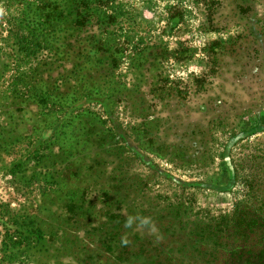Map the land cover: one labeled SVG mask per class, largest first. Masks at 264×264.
Here are the masks:
<instances>
[{"label":"rangeland","instance_id":"obj_1","mask_svg":"<svg viewBox=\"0 0 264 264\" xmlns=\"http://www.w3.org/2000/svg\"><path fill=\"white\" fill-rule=\"evenodd\" d=\"M32 2L0 0V264H150L101 249L107 210L153 264H227L213 225L264 230V130L223 190L264 124V0H108L65 46Z\"/></svg>","mask_w":264,"mask_h":264},{"label":"trees","instance_id":"obj_2","mask_svg":"<svg viewBox=\"0 0 264 264\" xmlns=\"http://www.w3.org/2000/svg\"><path fill=\"white\" fill-rule=\"evenodd\" d=\"M107 3L108 0H33L28 13H22L21 22H26L25 30L23 27L22 29L27 32L33 45L36 44L33 42L40 43V39L43 41L50 39L54 43L62 42L65 46L67 45L65 42L74 36V27L88 23L93 13L97 15L93 18L97 22L106 18L104 14L103 16L97 14V11ZM33 9L34 12L29 15ZM28 25L31 26L30 30ZM93 51L96 53L99 49L96 47ZM104 215V220L100 222L98 228L102 232L99 233L98 241V244L102 245L101 249L110 255L118 250L117 258L133 263V258L142 254L144 250L137 240V235L122 237L125 229L129 227L128 219L111 210H107ZM34 228L40 231L38 223Z\"/></svg>","mask_w":264,"mask_h":264},{"label":"flooded vegetation","instance_id":"obj_3","mask_svg":"<svg viewBox=\"0 0 264 264\" xmlns=\"http://www.w3.org/2000/svg\"><path fill=\"white\" fill-rule=\"evenodd\" d=\"M259 130H264V124L259 123L257 126L251 128L249 130H244L242 132H239L238 134L234 135L230 139V141L228 142V145L225 148V154L227 155L226 157L228 158V160H226V163H227L228 168L230 170L231 178H230L228 185L225 186L223 188V190H227V189L231 188L232 186H234V184H235V169H234V166L231 164L230 158L228 156L229 155V151H228L229 147L237 139L247 138L250 134H255ZM239 135H241V136H239ZM185 185H188V184H185ZM170 212H171L170 215L173 217L172 221H174L175 220L174 218H176V219L178 218V214H179L180 210H179V208L174 207L173 209L170 210ZM249 212L250 211H248L247 208L241 207L239 209L238 214H241V213H242V215L245 213L249 214ZM244 216H245V218L247 217V215H244ZM259 217H260L259 214L257 216L255 214H253L250 216V218L248 220H246L247 223L243 226L244 228L243 227H241V228L240 227L229 228L226 230L228 233H224V234H223V232L218 231L217 225H213V228H212V230H210L209 233L216 236L215 248L217 246L218 247L224 246L223 244H221L222 242L220 240H217V238L220 237V238L225 239V241L223 242V243H225V245L227 247V248H225V251L227 249L228 250H227V258H224V260L227 261V264H264V230L260 229V227H257V224L260 221ZM167 222H171V220H167ZM129 225H130V222H129ZM181 226H185V225H181V222H180V224H179L180 229H181ZM170 227L171 226H169L168 228H170ZM199 228H200V230H203V231L205 230V232L207 230V227H203V226H200V224H197L193 230V232H195L194 237H197V239L194 240L195 242L202 241V239L199 238L198 236L202 237L204 235V232L199 231ZM133 235H136V233L130 234V233H128V231L125 232V237H127V236L132 237ZM207 239H208V237H207ZM137 240L139 243H141V247L144 250L143 253L145 254V259L149 260L150 264L157 262L156 259H159V257L162 256V253L164 254L163 250L156 249V248L153 249V253H148V241H147V243H144V241H142L139 238ZM217 241H220L219 244ZM199 243H201V242H199ZM118 246H119V244H118ZM250 251H252V253L246 254ZM117 253H118V250H116L114 252V254H115L114 258H117L116 257ZM119 260L122 262L132 263L129 261H124L123 259H119ZM164 260L172 262L174 260V257L172 258V256H169V260H168V257H167V259L164 257Z\"/></svg>","mask_w":264,"mask_h":264},{"label":"water","instance_id":"obj_4","mask_svg":"<svg viewBox=\"0 0 264 264\" xmlns=\"http://www.w3.org/2000/svg\"><path fill=\"white\" fill-rule=\"evenodd\" d=\"M239 136H241V135H239ZM236 139V138H235ZM226 160H228V158L226 157Z\"/></svg>","mask_w":264,"mask_h":264}]
</instances>
